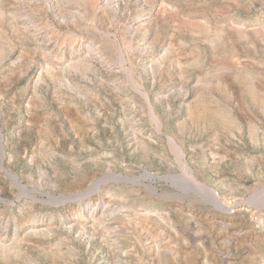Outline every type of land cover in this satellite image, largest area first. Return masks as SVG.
I'll list each match as a JSON object with an SVG mask.
<instances>
[{
  "label": "rangeland",
  "instance_id": "374dc122",
  "mask_svg": "<svg viewBox=\"0 0 264 264\" xmlns=\"http://www.w3.org/2000/svg\"><path fill=\"white\" fill-rule=\"evenodd\" d=\"M0 132V264H264V0H0Z\"/></svg>",
  "mask_w": 264,
  "mask_h": 264
},
{
  "label": "water",
  "instance_id": "95a60500",
  "mask_svg": "<svg viewBox=\"0 0 264 264\" xmlns=\"http://www.w3.org/2000/svg\"><path fill=\"white\" fill-rule=\"evenodd\" d=\"M0 138L2 139L1 132H0ZM144 175H146V176H148V177H150V178H152V179H156V180H159V181H165V182H167V181L171 178V176H172V175H168V174H166V175H162V176H155L154 174H152V173H150V172H144ZM118 176L122 177L121 174L118 175ZM106 177H107V176L102 177V178H101L100 180H98L96 183H97V184H98V183H101L103 180H105ZM96 183H95V184H96ZM207 189L211 190V192H213V194H214V196H215V198H216L214 205H216L218 208H220V210H226V211H229V210H230L229 207L225 206V205L222 203V201L219 200V198L217 197V194H216V192H215L214 190H212V189H210V188H207ZM253 195H254V194H252V195H250L248 198H246L243 204H250Z\"/></svg>",
  "mask_w": 264,
  "mask_h": 264
}]
</instances>
